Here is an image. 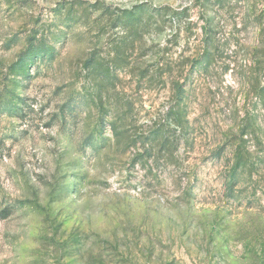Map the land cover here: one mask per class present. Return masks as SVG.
Returning a JSON list of instances; mask_svg holds the SVG:
<instances>
[{"label": "rangeland", "instance_id": "obj_1", "mask_svg": "<svg viewBox=\"0 0 264 264\" xmlns=\"http://www.w3.org/2000/svg\"><path fill=\"white\" fill-rule=\"evenodd\" d=\"M0 264H264V0H0Z\"/></svg>", "mask_w": 264, "mask_h": 264}, {"label": "trees", "instance_id": "obj_2", "mask_svg": "<svg viewBox=\"0 0 264 264\" xmlns=\"http://www.w3.org/2000/svg\"><path fill=\"white\" fill-rule=\"evenodd\" d=\"M130 17H128V20ZM38 43L31 41L28 48L21 53L20 62L17 64L16 70L25 76H28V70L30 64L34 63L36 58L47 56L49 59L53 58L55 50L49 49L47 42L44 39L37 40Z\"/></svg>", "mask_w": 264, "mask_h": 264}]
</instances>
